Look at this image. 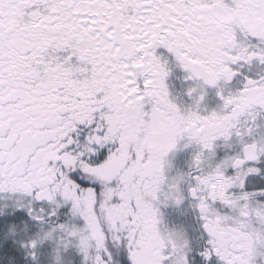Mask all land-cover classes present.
<instances>
[{"label": "snow or ice", "instance_id": "snow-or-ice-1", "mask_svg": "<svg viewBox=\"0 0 264 264\" xmlns=\"http://www.w3.org/2000/svg\"><path fill=\"white\" fill-rule=\"evenodd\" d=\"M0 264H264V0H0Z\"/></svg>", "mask_w": 264, "mask_h": 264}]
</instances>
